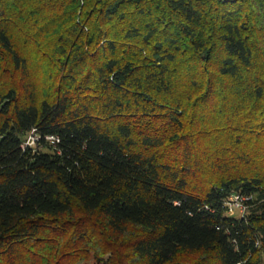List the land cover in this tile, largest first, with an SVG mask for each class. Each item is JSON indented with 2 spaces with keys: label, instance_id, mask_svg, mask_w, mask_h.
Returning <instances> with one entry per match:
<instances>
[{
  "label": "trees",
  "instance_id": "trees-1",
  "mask_svg": "<svg viewBox=\"0 0 264 264\" xmlns=\"http://www.w3.org/2000/svg\"><path fill=\"white\" fill-rule=\"evenodd\" d=\"M90 258L264 264V0H0V264Z\"/></svg>",
  "mask_w": 264,
  "mask_h": 264
},
{
  "label": "built area",
  "instance_id": "built-area-1",
  "mask_svg": "<svg viewBox=\"0 0 264 264\" xmlns=\"http://www.w3.org/2000/svg\"><path fill=\"white\" fill-rule=\"evenodd\" d=\"M45 138L54 144L59 142V137L57 135H46ZM40 139L41 135L37 132L35 128H33L26 140L23 142V148L36 145ZM250 198V196L241 193L231 194L225 201V205L228 208V212L232 213L238 210L239 213L243 215L247 209V201Z\"/></svg>",
  "mask_w": 264,
  "mask_h": 264
},
{
  "label": "rangeland",
  "instance_id": "rangeland-1",
  "mask_svg": "<svg viewBox=\"0 0 264 264\" xmlns=\"http://www.w3.org/2000/svg\"><path fill=\"white\" fill-rule=\"evenodd\" d=\"M237 214H240L239 211H235ZM94 263V259L90 258L88 261H80L78 264H92Z\"/></svg>",
  "mask_w": 264,
  "mask_h": 264
}]
</instances>
